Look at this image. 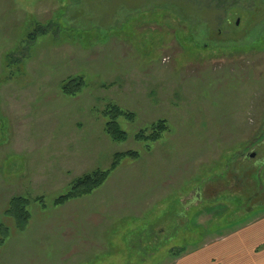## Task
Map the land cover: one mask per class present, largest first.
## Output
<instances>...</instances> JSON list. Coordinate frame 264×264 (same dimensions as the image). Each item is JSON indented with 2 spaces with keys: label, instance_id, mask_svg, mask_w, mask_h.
<instances>
[{
  "label": "rangeland",
  "instance_id": "rangeland-1",
  "mask_svg": "<svg viewBox=\"0 0 264 264\" xmlns=\"http://www.w3.org/2000/svg\"><path fill=\"white\" fill-rule=\"evenodd\" d=\"M112 105L136 116L117 119L124 142L103 129ZM162 118L169 129L146 150L134 134ZM129 149L139 158L93 193L53 205ZM237 154L259 168L244 188L226 175ZM253 187L264 189V0H0V264H165L176 247L249 225L261 235ZM14 195L30 199L22 231L3 214Z\"/></svg>",
  "mask_w": 264,
  "mask_h": 264
},
{
  "label": "trees",
  "instance_id": "trees-1",
  "mask_svg": "<svg viewBox=\"0 0 264 264\" xmlns=\"http://www.w3.org/2000/svg\"><path fill=\"white\" fill-rule=\"evenodd\" d=\"M42 28L45 29V27ZM42 28H40V32L43 31ZM83 85L84 83L81 76L68 78V80H66L61 86V92L64 95H75L80 92ZM104 115L108 118L103 127L108 138L113 142L126 141L127 133L120 128L117 119L124 117L125 119L133 121L136 118L134 113L131 111H125L118 105H112L108 109L104 110ZM168 129L169 126L167 125V120L165 118L158 119L157 121L152 122L149 127L138 130L134 134L133 138L139 142H146L145 149L149 150L150 144L159 140L163 133ZM139 156L140 153L138 151L131 149L126 152L115 153L113 155L111 165L106 169L97 168L91 172L83 173V175L74 178L69 184V189L52 200L53 205L58 207L73 201V199H81L84 198V196L90 195L107 181L110 173L118 168L123 159H137ZM234 157L237 158V161H240V164L236 165L235 161L232 159L228 165L226 175L229 174L232 180L236 179L238 186L244 188L248 184L250 185L253 177L258 175L259 168H257L258 165L255 164V161L251 160L249 154H237L234 155ZM253 188L251 189V195L256 198L255 203H257V205H264V189H260L259 187ZM197 198L200 199L199 196H197ZM34 201H39L41 202V207H46V203L43 201L42 196L34 199ZM7 203L8 204L3 211L4 216L13 220V226L15 229L19 231L24 230L31 217V213L28 209L30 199L27 197L25 198L22 195H14ZM2 221L3 220L0 218V246L5 243L10 234V227ZM176 248L177 249L175 251H170V256L172 258L180 257V255L185 252H189L197 247L188 250L184 249L183 246Z\"/></svg>",
  "mask_w": 264,
  "mask_h": 264
},
{
  "label": "crops",
  "instance_id": "crops-1",
  "mask_svg": "<svg viewBox=\"0 0 264 264\" xmlns=\"http://www.w3.org/2000/svg\"><path fill=\"white\" fill-rule=\"evenodd\" d=\"M246 228L244 231H232V241L228 235L214 240L210 238L203 246L180 257L172 258L169 255L166 261L170 262L165 264H264V232L257 235L256 229L250 225ZM240 242L244 245L238 248Z\"/></svg>",
  "mask_w": 264,
  "mask_h": 264
},
{
  "label": "water",
  "instance_id": "water-1",
  "mask_svg": "<svg viewBox=\"0 0 264 264\" xmlns=\"http://www.w3.org/2000/svg\"><path fill=\"white\" fill-rule=\"evenodd\" d=\"M238 23H239V19L237 20L236 24L238 25Z\"/></svg>",
  "mask_w": 264,
  "mask_h": 264
},
{
  "label": "flooded vegetation",
  "instance_id": "flooded-vegetation-1",
  "mask_svg": "<svg viewBox=\"0 0 264 264\" xmlns=\"http://www.w3.org/2000/svg\"><path fill=\"white\" fill-rule=\"evenodd\" d=\"M200 197V196H199Z\"/></svg>",
  "mask_w": 264,
  "mask_h": 264
}]
</instances>
